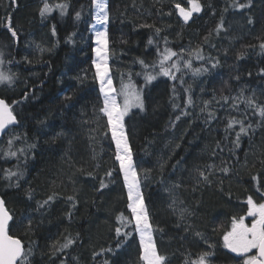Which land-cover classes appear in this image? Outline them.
<instances>
[{
    "label": "trees",
    "instance_id": "1",
    "mask_svg": "<svg viewBox=\"0 0 264 264\" xmlns=\"http://www.w3.org/2000/svg\"><path fill=\"white\" fill-rule=\"evenodd\" d=\"M44 2L0 0V22L10 17L18 34L13 39L0 23L2 68L15 74L11 84H0V98L17 118L0 137V196L13 216L9 234L31 249L30 264H143L134 223L123 227L117 221L131 213L100 111L95 9L91 0H47L68 7L64 15L53 7L41 17ZM199 2L202 10L185 23L176 5L187 9L188 0H106L109 73L116 88L130 81L142 92L144 110L130 112L124 126L158 253L166 264H186L203 251L214 253L210 264H243V256L223 247L222 235L232 217L246 215L247 197L259 202L264 193V117L246 103L251 97L264 105V0H250L242 9L234 0ZM165 48L178 54L165 65H180L173 69L177 78L158 75L146 82V72L159 71ZM197 50L203 59L196 58ZM185 60L207 71L194 75L183 67ZM231 118L253 125L239 147L233 144L239 125L226 128ZM8 151L17 155L6 156ZM225 166L227 174L220 171ZM6 171L23 175L9 179ZM49 195L54 199L38 207ZM179 209L191 215L181 220ZM116 227L131 235L117 237ZM66 238L74 243L56 251Z\"/></svg>",
    "mask_w": 264,
    "mask_h": 264
},
{
    "label": "snow or ice",
    "instance_id": "2",
    "mask_svg": "<svg viewBox=\"0 0 264 264\" xmlns=\"http://www.w3.org/2000/svg\"><path fill=\"white\" fill-rule=\"evenodd\" d=\"M15 3V0H12ZM92 6L95 9L93 13V19L97 24H107L109 21V13L107 10L106 0H91ZM190 5L189 8L181 7L179 4L176 5L178 9L179 16L183 19L185 23L192 17L193 13H199L202 10V6L199 0H188ZM234 7L245 8L250 6V0L248 4L236 3L234 0ZM53 7L58 8L61 15L65 14V10L68 7L67 4L60 3L55 6H50L47 0H45L43 6L40 8L39 12L41 17L49 14L53 11ZM76 18H80V12L76 13ZM7 27V31L11 34L13 39H16L18 34L11 23V18L9 17L6 21H2ZM251 23V20H249ZM223 28V24L217 25V32ZM160 30L156 29L158 33ZM53 34H55V29H53ZM95 43L97 47L93 48L96 59L93 60V65L96 69V79L100 84V92L103 97V107L100 111L107 118V128L111 133L112 141L115 143V160L119 163L120 172L123 175L124 185L127 190L128 204L127 208L131 213V219H127L120 214L117 216V221L120 222L123 227L134 223V231L139 235V248H140V261L143 264H166V257L158 253L156 244L153 240L154 227L150 222V215L148 213L147 207L144 202V197L141 192V185L139 180V173L133 163L132 152L130 150L127 137L124 130V117L129 113L132 108H139L141 111L144 110V101L141 95V91L136 88L130 81L128 83H121V87L117 92L113 88V82L109 76L108 67V34L107 31H96L95 32ZM153 41L150 38L148 44H152ZM260 48L264 50V43L260 44ZM183 51V50H181ZM178 54L171 49L165 48L163 53H160V60L158 62L159 71L156 74L145 73L146 82H151L156 79L158 75H163L165 77H170L171 79H176L175 72L180 70V65L173 61L170 66H165L166 62L172 60ZM189 56L192 53H188ZM197 59H203L200 55L199 50L195 53ZM144 68H148L143 60L138 61ZM0 64H3V60H0ZM213 67L216 65L213 64ZM151 67L156 68L157 64H153ZM183 67L191 69L194 75H198L201 72H206V68H192L191 60H185L183 62ZM139 75V74H138ZM15 74H9L5 71L0 70V84H11L14 80ZM189 91V89H185ZM117 95L122 97L123 102L120 103L117 100ZM70 99V97H69ZM227 100V97H224ZM246 103L250 108L255 109V114L264 117V105H257L256 101L249 97L246 99ZM192 104L191 98L186 102L185 107ZM174 108L179 107L173 104ZM207 107V102H205V108ZM204 109H202L203 111ZM181 115H187V113L181 111ZM210 118L212 114H209ZM180 115L176 116V120L180 119ZM17 122L16 116L13 114V109L9 106L4 99H0V133L7 130L9 125H13ZM174 123V122H173ZM234 125H239V131L236 132V139L233 141L235 147L240 146L241 135H247L250 128L253 127L252 124H244L242 120L236 118L229 119L226 128L233 129ZM13 139H20V137L10 138L8 141L9 148H11ZM29 147H35V145H30ZM23 150H21L22 152ZM6 156L17 155L15 151H8L5 153ZM209 168L212 166L209 165ZM223 173L227 174L230 170L227 166L220 169ZM200 179L203 182H208V175L204 171L198 172ZM6 177L11 179L12 177L22 176V172L6 171ZM107 175L111 176V172ZM256 180L257 177H253ZM19 186V185H17ZM101 188L106 187L103 179L100 184ZM259 191V189H257ZM262 199L256 202L252 196H248L246 199L247 211L246 216L251 217V224L245 223V216H234L231 219L230 228L223 230L222 240L223 247L230 250L232 253H236L239 256H244L243 264H264V193H261ZM31 193H29V199H31ZM54 199L53 195H49L46 200L38 202V207H44L49 204L50 201ZM71 201L74 198L68 197ZM175 203V202H174ZM185 214L191 215L187 209H179V217L181 220L184 219ZM70 215V214H69ZM13 220V216L5 207V202L0 199V264H30V256L32 251L30 248H25L21 239L16 238L9 234L10 232V221ZM117 237L123 236L125 239L130 232H125L122 227H116L115 229ZM196 235H200L197 233ZM74 241L71 238H66L63 244H60L56 251H61L63 249L69 248ZM121 241L118 240L116 247H121ZM208 247L211 249L213 245L209 244ZM256 250L255 255H247L252 250ZM104 250H102L103 252ZM111 251V249H108ZM214 253L212 251H203L198 254L195 260H190L186 258V264H210L209 257ZM98 255V254H94Z\"/></svg>",
    "mask_w": 264,
    "mask_h": 264
},
{
    "label": "rangeland",
    "instance_id": "3",
    "mask_svg": "<svg viewBox=\"0 0 264 264\" xmlns=\"http://www.w3.org/2000/svg\"><path fill=\"white\" fill-rule=\"evenodd\" d=\"M96 31H106V24H104V25H101V24H97L96 22H95V20H94V22H93V25H92V32H93V35H94V48L95 47H97V45H96V43H95V32ZM94 59H96V56H95V53H94V58H93V60ZM0 60H1V56H0ZM95 68V67H94ZM0 70H2L3 71V68H2V64H0ZM95 72H96V69H95ZM109 76H110V73H109ZM111 77V76H110ZM112 79V78H111ZM113 82V81H112ZM99 83V82H98ZM134 85V84H133ZM99 88H100V84H99ZM113 88L114 89H116L117 90V92L119 91V89L118 88H116L115 86H114V83H113ZM137 89H139L140 91H141V89L140 88H138V87H136ZM102 95V94H101ZM141 95H142V92H141ZM102 100H103V97H102ZM117 100H118V102H120V103H122L123 102V100H122V97H120L119 95H117ZM133 110H140L139 108H132L130 111H129V113L130 112H132ZM128 113V114H129ZM127 114V115H128ZM126 115V116H127ZM125 116V117H126ZM125 117H124V120H125ZM107 119V118H106ZM124 130H125V126H124ZM125 135H126V131H125ZM127 137V136H126ZM128 140V139H127ZM119 164V163H118ZM230 251V250H229ZM233 254H235V255H237L236 253H233ZM247 255H255V249L254 250H252L250 253H248ZM243 258L245 259V257L243 256Z\"/></svg>",
    "mask_w": 264,
    "mask_h": 264
},
{
    "label": "water",
    "instance_id": "4",
    "mask_svg": "<svg viewBox=\"0 0 264 264\" xmlns=\"http://www.w3.org/2000/svg\"><path fill=\"white\" fill-rule=\"evenodd\" d=\"M0 99H2V98H0ZM16 124H17V122H16L15 124H13V125H9L7 129H9V128L12 127V126H15ZM4 133H5V131L2 132V133H0V137H1ZM0 199H2L1 196H0ZM5 207H6V206H5ZM6 209H7V208H6ZM16 238H17V237H16ZM255 254H256V250H255Z\"/></svg>",
    "mask_w": 264,
    "mask_h": 264
},
{
    "label": "flooded vegetation",
    "instance_id": "5",
    "mask_svg": "<svg viewBox=\"0 0 264 264\" xmlns=\"http://www.w3.org/2000/svg\"><path fill=\"white\" fill-rule=\"evenodd\" d=\"M244 216H245V223L250 225L252 218L251 217H247L246 215H244Z\"/></svg>",
    "mask_w": 264,
    "mask_h": 264
}]
</instances>
